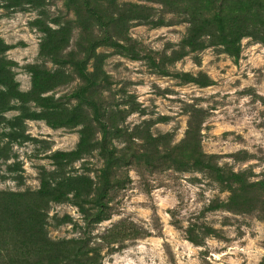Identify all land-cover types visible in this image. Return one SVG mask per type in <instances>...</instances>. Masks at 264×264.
I'll list each match as a JSON object with an SVG mask.
<instances>
[{
	"label": "rangeland",
	"instance_id": "374dc122",
	"mask_svg": "<svg viewBox=\"0 0 264 264\" xmlns=\"http://www.w3.org/2000/svg\"><path fill=\"white\" fill-rule=\"evenodd\" d=\"M102 2L112 19L104 17L105 31L92 21L89 33L76 0H0L3 56L18 90L31 89L32 66L59 67L41 43L45 27L68 20L62 54L79 52L87 72L101 66L86 94L105 123L84 105L90 148L61 160L57 153L76 150L82 125L26 118L40 110L34 101L0 106V192L35 193L42 176L51 187L72 176L92 182L79 199L68 191L42 200L44 239L29 242L18 230L35 201L14 199V208L26 206L15 213L0 199V264H262L264 0ZM120 9L124 23H112ZM216 13L248 19L237 56L206 35L202 48L187 44L193 19ZM65 70L70 80L43 95L73 107L90 82L75 66ZM200 76L206 83L190 79Z\"/></svg>",
	"mask_w": 264,
	"mask_h": 264
},
{
	"label": "trees",
	"instance_id": "16d2710c",
	"mask_svg": "<svg viewBox=\"0 0 264 264\" xmlns=\"http://www.w3.org/2000/svg\"><path fill=\"white\" fill-rule=\"evenodd\" d=\"M76 0V7L82 5L85 6L86 10L82 8H74L76 10L75 15L82 26L92 32V21L100 25L97 26L104 31L107 29L106 22H103L104 17L112 19L110 16V11L106 5L103 4L102 0ZM122 6V5H121ZM124 8V7H122ZM126 14L125 9H120L117 13L115 21L124 23V17ZM109 15V16H107ZM187 34V44L191 49L202 48L206 43L200 40V37L206 35L209 41L214 44H221L224 46L225 50L233 55L237 56L239 52V40L242 36L246 35L248 30V19L243 15L239 17L234 16L231 19H227L225 14L216 13L210 19H200L194 18ZM57 29H51L48 27L44 28V39L41 43L42 54L49 57L55 64L59 67L50 71L46 68H40L37 66H32V86L27 92H21L18 90V84L14 79L13 73L10 69L9 61L4 58L3 53L6 49V45L0 38V106L6 107L8 105L9 99L14 98L19 100L22 104L34 101L40 110L38 112L26 113V118H38L44 119L47 123L52 126H72L80 124L82 128L80 130V139L77 144V148L72 153L59 152L56 157L59 159H67L73 154L84 153L90 148V137L92 136V126L90 123V118L83 106L88 104H93L94 116L96 117V122H102V116L99 113L98 106L94 98L91 95L86 94L88 88L96 84V79L99 74L102 73L101 66L98 64L94 66L91 72H87L84 68L85 58L79 59V52L69 51L66 54H62L63 49L67 46L70 31L72 29L69 21H63V24L56 23ZM90 26L89 28H87ZM85 32V31H84ZM75 66L77 68L79 77L85 82V84L90 82L88 86H82L79 88L78 103L73 107L60 106L57 101L52 96L43 95V93L52 90L56 85H59L62 81H68L69 74L66 73L65 67L67 64ZM79 67V70H78ZM74 69V68H73ZM198 83H206V77L200 76L196 78H190ZM93 88V87H92ZM6 105V106H5ZM26 109V108H24ZM25 111V110H23ZM101 120V121H100ZM105 125V123H103ZM91 180L86 176H76V177H64L61 182L57 184L56 187H51L45 180V177L41 178V187L35 193H12V192H0V199H5V205L11 207L10 212H21L23 208H26L24 204L19 205L21 208H14L17 203L13 200H22L23 198L27 200L35 201V206L27 207L28 212L32 215V218L28 219L23 227L18 230L19 233L24 234L28 238V242L34 235L38 237H43L42 225H43V214L41 210L43 209L42 200H65L67 199V192H72L73 197L79 199L82 196H87L91 193ZM10 202H14L11 204ZM22 249L25 248L27 244L23 242ZM29 251V250H28ZM23 254V251L22 253ZM264 264V260L262 261Z\"/></svg>",
	"mask_w": 264,
	"mask_h": 264
}]
</instances>
